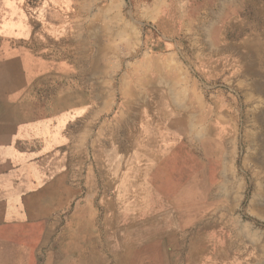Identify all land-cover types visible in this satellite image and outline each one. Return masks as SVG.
<instances>
[{
	"label": "rangeland",
	"instance_id": "1",
	"mask_svg": "<svg viewBox=\"0 0 264 264\" xmlns=\"http://www.w3.org/2000/svg\"><path fill=\"white\" fill-rule=\"evenodd\" d=\"M18 1L0 0V14ZM141 1L105 0L120 13H106L100 45L103 32L83 41L104 62L36 81L15 126L0 129V264H264V0H182L211 13L199 15L201 30L175 35L192 83L164 95L186 125L168 144L156 139L170 128L152 123L164 99L134 94L137 52H154L161 35L135 23ZM64 102L71 111L60 117Z\"/></svg>",
	"mask_w": 264,
	"mask_h": 264
},
{
	"label": "crops",
	"instance_id": "2",
	"mask_svg": "<svg viewBox=\"0 0 264 264\" xmlns=\"http://www.w3.org/2000/svg\"><path fill=\"white\" fill-rule=\"evenodd\" d=\"M13 4L7 3L5 14L4 12L0 14V129L2 130L15 126L14 123L18 116L15 110L28 102L36 81L46 78L67 79L72 77L74 63H85L86 65H83L85 69L89 62L103 63V53L98 51L96 56L89 55L88 43L83 41L88 40L89 33L93 36L95 31L103 32L100 37L96 35L97 44L100 45L104 39V31L109 28V23H106V13H111L113 18L120 13L112 6L113 2H105V0H37L32 5L22 0V3L18 1L16 5ZM139 9H136L134 13L136 14L135 23L143 24V21L155 23L161 35L153 42L156 46L154 52L141 48L137 52L134 61L136 73L134 94L155 95L157 98L155 101L158 104L162 100L161 97L165 101L159 104L160 111H162L161 120L152 123H155L156 128L168 127L170 132H166L165 136L158 134L156 141L167 142V144L177 142V140L182 141L175 133V130L178 131L180 126L185 125L182 117L175 112L180 107H173L175 102H167L164 97V95L184 93L192 83L179 59L184 40L178 39L175 35L182 29H189L192 32L201 30L205 24L199 21V15H209L211 10L194 5L185 7L182 5V0H144L141 1ZM11 10L14 11L11 12ZM213 13L215 14V11ZM188 41L191 43L190 46L195 47V40L191 39V36ZM75 42L77 44H74ZM8 45L9 47H6ZM17 49L19 50L16 51ZM27 60L28 63L30 62L29 69L25 65ZM205 64L210 65V62H205ZM85 69L78 68L75 74L83 77V72H87L84 71ZM54 106L53 111L60 117H66L71 111L67 102L59 107ZM130 108L132 109V106ZM164 112H167L168 117L163 116ZM7 134L1 131L0 140L7 137ZM175 138L176 140H173ZM198 138L200 137L189 136L190 142L191 140L198 142ZM137 142L140 143L143 140L130 135V144ZM167 199L169 200V197ZM240 238L241 236L237 233L233 235L235 246L232 250L235 252L233 254L238 256L243 255L244 251L243 245L240 244L243 241Z\"/></svg>",
	"mask_w": 264,
	"mask_h": 264
},
{
	"label": "bare ground",
	"instance_id": "3",
	"mask_svg": "<svg viewBox=\"0 0 264 264\" xmlns=\"http://www.w3.org/2000/svg\"><path fill=\"white\" fill-rule=\"evenodd\" d=\"M3 3H4V2H3ZM9 3H10V2H9ZM11 5H12V4H11ZM13 5H15V4H13ZM4 6H5V5H4ZM7 7H8V6H7ZM9 11H10V10H9ZM12 11H14V10H11V12H12ZM16 11H17V10H16ZM14 13H16V12H14ZM19 16H20V15H19ZM8 19H9V18H8ZM17 19H18V18H17ZM9 20H11V19H9ZM21 22H22V21H21ZM9 29H10V28H9ZM6 31H7V30H6ZM4 32H5V31H4ZM20 32H21V30H20ZM20 32H19V33H20ZM2 33H3V32H2ZM21 35H22V34H21ZM23 36H24V35H23ZM23 36H22V37H23ZM8 38H9V37H8ZM1 40H2V39H1ZM5 40H6V39H5ZM5 40H4V41H5ZM2 41H3V40H2ZM3 43H4V42H3ZM5 45H6V44H5ZM0 47H1V46H0ZM2 47H3V46H2ZM6 47H9V45L6 46ZM14 48H15V47H14ZM20 48H22V47H20ZM23 48L25 49V47H23ZM10 50H11V49H10ZM10 50H9V51H10ZM12 50L14 51V49H12ZM18 50H19V49H17L16 51H18ZM20 50H23V49H20ZM19 52H20V51H19ZM7 53H8V51H7ZM3 54H4V53H3ZM12 54H14V53H12ZM7 55H9V54H7ZM21 55H22V54H21ZM23 55H25V54H23ZM29 56H30V54L28 55V57H29ZM25 57H27V55H25ZM25 57H24V58H25ZM24 58H23V59H24ZM26 59H27V58H26ZM28 59H29V58H28ZM21 60H22V59H21ZM25 61H26V60L24 59V62H25ZM35 62H36V61H35ZM42 62H43V61H42ZM29 63H30V62H29ZM29 63H28V60H27V62H26V64H25V65L27 66V68H28V66H29V65H28ZM44 63H45V62H44ZM31 64L33 65V63H31ZM34 65H36V64L34 63ZM23 66H24V65H23ZM34 67H35V66H34ZM50 67H51V65H50ZM24 68H25V67H24ZM60 68H61V67H60ZM63 68H64V67H63ZM28 69H29V68H28ZM46 69H47V67H46ZM31 70H32V69H31ZM31 70H29V71H31ZM35 70H36V68H35ZM29 71H28V72H29ZM39 72H41V71H39ZM39 72H38V73H39ZM32 73H34V72H32ZM29 74H30V73H29ZM35 74H36V73H35ZM17 91H18V90H17ZM13 92H14V91H13ZM17 94H19V93H17ZM11 96H12V94H11ZM15 97H17V96H15ZM1 113H2V112H1ZM52 116H53V115H52ZM52 116H51V117H52ZM176 126H177V125H176ZM185 126H186V125H185ZM185 126H184V127H185ZM182 127H183V126H182ZM177 128H178V127H177ZM61 130H62V129H61ZM178 132H179V130H178ZM173 142H174V141H173ZM166 143H167V142H166ZM157 146H158V145H157ZM6 149H7V148H6ZM167 149H168V148H167ZM172 149H173V148H172ZM4 150H5V149H4ZM164 150H165V149H164ZM160 151H161V149H160ZM5 152H6V151H5ZM5 152H4V153H5ZM184 152H185V150H184ZM185 153H186V152H185ZM191 153H192V152H191ZM207 153H209V152H206V155H207ZM6 154H8V153L6 152ZM120 154H121V152H120ZM180 155H182V154H180ZM194 155H195V154H194ZM4 156H5V154H4ZM7 156H9V155H7ZM214 156H215V154H214ZM118 157H119V156H118ZM141 157H142V156H141ZM190 157H191V156H190ZM190 157H188V158H190ZM192 157H193V156H192ZM210 157H211V156H210ZM10 158H11V156H10ZM129 158H130V157H129ZM147 159H148V156H147ZM193 159H194V158H193ZM130 160H131V159H130ZM133 160H134V159H133ZM151 160H152V159H151ZM166 160L168 161V157H167ZM194 160H195V159H194ZM216 160H217V159H216ZM148 161H149V160H148ZM152 161H153V160H152ZM190 161H191V160H190ZM13 162H14V161H13ZM192 162H194V161H192ZM11 163H12V162H11ZM173 163H174V162H173ZM35 164H36V163H35ZM118 164H119V163H118ZM129 164H130V163H129ZM144 164H145V163H144ZM150 164H152V163H150ZM184 164H185V163H184ZM195 164H196V163H195ZM165 165H167V164H165ZM197 165H198V164H197ZM211 165H213V164H211ZM34 166H35V165H34ZM189 166H190V164H189ZM195 166H196V165H194V163H193V167H195ZM17 167H18V166H17ZM196 167H197V166H196ZM35 168H37V167H35ZM115 168H116V167H115ZM129 168H130V167H129ZM149 168H150V167H149ZM184 168H185V167H184ZM37 169H38V168H37ZM135 169H136V168H135ZM156 169H157V168H156ZM195 169H196V168H195ZM210 169H211V168H209V170H210ZM213 169H214V168H213ZM51 170H52V169H51ZM57 170H58V169H57ZM124 170H125V169H124ZM127 170H128V169H127ZM153 170H154V168H153ZM158 170H159V169H158ZM167 170H168V169H167ZM186 170H187V167H186ZM186 170H184V171H186ZM201 170H202V168H201ZM38 171H39V170H38ZM159 171H160V170H159ZM198 171H199V170H198ZM203 171H204V170H203ZM18 172H19V171H18ZM39 172H40V171H39ZM42 172H43V171H42ZM151 172H152V171H151ZM151 172H150V173H151ZM176 172H177V171H176ZM199 172H200V171H199ZM15 173H16V172H15ZM133 173H134V172H133ZM133 173H132V174H133ZM155 173H156V172H154L153 175H155ZM158 173H159V172H158ZM173 173L175 174V172H173ZM202 173H203V172H202ZM156 174H157V173H156ZM17 175H18V174H17ZM17 175H16V176H17ZM29 175H30V174H29ZM29 175H28V176H29ZM149 175H150V174H149ZM213 175H214V174H213ZM51 176H52V175H51ZM145 176H146V175H145ZM173 176H174V175H173ZM173 176H172V177H173ZM182 176H184V175H182ZM182 176H181V177H182ZM189 176H190V175H189ZM0 177H1V176H0ZM7 177H8V176H7ZM9 177H11V176H9ZM128 177L130 178V176H128ZM147 177H148V176H147ZM149 177H150V176H149ZM214 177H215V176H214ZM16 178H17V177H16ZM28 178H29V177H28ZM44 178H45V177H44ZM124 178H125V177H124ZM129 178H128V179H129ZM169 178H170V176H169ZM183 178H184V177H183ZM183 178H182V179H183ZM185 178H186V177H185ZM126 179H127V178H126ZM126 179H125V181H127ZM132 179H133V178H132ZM150 179H151V178H150ZM165 179H166V177H165ZM195 179H196V178H195ZM208 179H209V178H208ZM1 180H2V177H1ZM3 180H4V179H3ZM9 180H10V179H9ZM9 180L6 179L5 181L10 182ZM143 180H144V179H143ZM167 180H168V183H169V180H170V179H167ZM203 180H204V175H203ZM60 181H61V180H60ZM123 181H124V180H123ZM125 181H124V182H125ZM145 181H146V180H145ZM152 181H153V180H152ZM170 181H172V180H170ZM18 182H19V181H18ZM55 182H56V181H55ZM55 182H54V185H55ZM124 182H123V183H124ZM150 182H151V180H150ZM164 182H165V181H164ZM173 182H175V181H173ZM203 182H204V181H203ZM23 183H24V181H23ZM25 183H27V182H25ZM59 183H60V182H59ZM147 183H148V182H147ZM0 184H2V183H0ZM49 184H50V182H49ZM138 184H139V183H138ZM153 184H154V183H153ZM160 184H162V183H160ZM174 184H176V182H175ZM27 185H28V184H27ZM43 185H44V184H43ZM54 185H53V186H54ZM139 185H140V184H139ZM147 185H148V184H147ZM166 185H167V184H166ZM205 185H206V184H205ZM14 186H15V185H14ZM25 186H26V184H25ZM53 186H52V187H53ZM143 186H145V185H143ZM170 186H171V185H170ZM174 186H175V185H174ZM202 186H203V184H202ZM202 186H201V187H202ZM36 187H37V186H36ZM50 187H51V186H50ZM52 187H51V188H52ZM126 187H127V186H126ZM7 188H8V187H7ZM7 188H6V189H7ZM9 188H12V187H9ZM9 188H8V189H9ZM41 188H42V187H41ZM41 188H40V189H41ZM47 188H48V187H47ZM148 188H149V187H148ZM204 189H205V188H204ZM206 189H207V188H206ZM4 190H5V189H4ZM4 190H3V191H4ZM10 190H11V189H10ZM14 190H16V189H14ZM43 190H44V189H43ZM45 190H46V189H45ZM48 190H49V189H48ZM147 190H148V189H147ZM147 190H146V191H147ZM157 190H158V189H157ZM159 190H161V189H159ZM162 190H164V189H162ZM165 190H166V189H165ZM165 190H164V191H165ZM3 191H2V193H3ZM18 191H19V190H18ZM18 191H17V192H18ZM35 191H36V190H35ZM37 191H38V189H37ZM202 191H203V190H202ZM7 192H10V191L7 190ZM11 192H12V191H11ZM11 192H10V193H11ZM170 192H171V191H170ZM5 194H6V193H5ZM8 194H9V193H8ZM143 194H144V193H143ZM146 194H147V193H146ZM170 194H171V193H170ZM201 194H202V193H201ZM203 194H204V193H203ZM11 195H12V194H11ZM34 195H36V194H34ZM39 195H40V193H39ZM195 195H196V194H195ZM31 196H32V195H31ZM196 196H197V195H196ZM6 197H7V196H6ZM19 197H20V196H19ZM25 197H26V196H25ZM38 197H39V196H38ZM168 197H169V196H168ZM141 198H142V197H141ZM195 198H196V197H195ZM22 199H23V198H22ZM142 199H143V198H142ZM170 199H171V198H170ZM203 199H205V198H203ZM26 200H27V199H25V201H26ZM180 200H181V199H180ZM180 200H179V201H180ZM26 202H27V201H26ZM203 202H204V201H203ZM15 203H16V202H15ZM15 203H14V204H15ZM16 204H17V203H16ZM23 204H24V203H23ZM10 205H12V204L10 203ZM25 205H26V204H25ZM146 205H147V204H146ZM26 206H27V205H26ZM209 206H211V205H209ZM2 207H3V205H2ZM22 207H23V206H22ZM4 208H5V206H4ZM12 208H13V207H12ZM12 208H11V209H12ZM28 208H29V206H28ZM138 209H139V208H138ZM181 209H182V208H181ZM28 210H29V209H28ZM30 210H31V209H30ZM199 210H200V209H199ZM2 211H3V210H2ZM4 211H5V210H4ZM6 211H7V210H6ZM14 211H15V210H14ZM134 212H135V211H134ZM186 212H187V211H186ZM27 213H28V212H27ZM196 213H197V212H196ZM28 214H29V213H28ZM4 215H5V214H4ZM201 215H202V214H201ZM26 216H27V215H26ZM30 216H31V215H30ZM30 216H29V217H30ZM34 216H36V215H34ZM197 216H198V213H197ZM33 218H34V217H33ZM0 219H2V218H0ZM10 220H11V219H10ZM30 222H31V221H30ZM36 222H37V221H36ZM38 222H39V221H38ZM19 223H20V222H19ZM19 223H18V224H19ZM25 223H26V222H25ZM25 223H24V225H25ZM33 223H34V222H33ZM33 223H32V224H33ZM13 224H14V223H13ZM18 224H17V225L15 224V225L18 226ZM21 224H22V223H21ZM40 224H41V223H40ZM42 224H43V223H42ZM108 224H109V223H108ZM11 225H12V224H11ZM20 226H21V225H20ZM25 226H26V225H25ZM38 226H39V225H38ZM40 226H41V225H40ZM13 227H14V226H13ZM14 228H15V227H14ZM16 228H17V227H16ZM40 228H42V226H41ZM20 231H21V230H20ZM33 231H34V230H33ZM30 232H31V231H30ZM31 235H32V233H31ZM37 236H38V235H37ZM19 238H20V237H19ZM32 238H33V236H32ZM34 239H35V238H34ZM32 240H33V239H32ZM33 241H34V240H33ZM33 241H32V242H33ZM32 242H31V243H32ZM27 243H28V242H27ZM21 244H22V243H21ZM21 244H20V245H21ZM28 244H29V243H28ZM22 246H23V245H22ZM23 247H24V246H23ZM22 249H23V248H22ZM27 249H28V248H27ZM22 251H24V250H22ZM30 252H31V251H30ZM17 254H18V253H17ZM31 255H32V254H31ZM28 256H30V255L28 254ZM65 256H66V255H65ZM30 259H31V257H30ZM30 259H29V260H30ZM15 260H17V258H16ZM27 260H28V258H27ZM29 260H28V261H29ZM26 264H27V263H26ZM29 264H30V262H29ZM71 264H73V263L71 262Z\"/></svg>",
	"mask_w": 264,
	"mask_h": 264
}]
</instances>
